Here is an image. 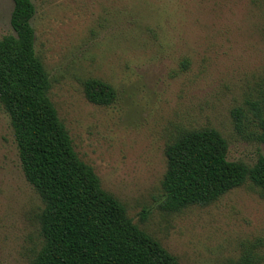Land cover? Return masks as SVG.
Here are the masks:
<instances>
[{"label":"rangeland","instance_id":"374dc122","mask_svg":"<svg viewBox=\"0 0 264 264\" xmlns=\"http://www.w3.org/2000/svg\"><path fill=\"white\" fill-rule=\"evenodd\" d=\"M32 2L49 98L103 189L181 264H239L248 253L264 264V196L252 182L208 206L160 208L165 149L181 131H218L228 160L250 167L264 154V0ZM13 6L0 0V38L15 34ZM89 79L110 84L116 101L89 102ZM43 208L0 105V264H32Z\"/></svg>","mask_w":264,"mask_h":264},{"label":"trees","instance_id":"16d2710c","mask_svg":"<svg viewBox=\"0 0 264 264\" xmlns=\"http://www.w3.org/2000/svg\"><path fill=\"white\" fill-rule=\"evenodd\" d=\"M12 1L15 34L0 38V105L10 118L23 174L44 204L43 246L32 264H181L128 217L126 207L79 158L49 98L50 78L36 54L35 6L32 0ZM84 90L96 105L117 99L116 90L98 79L87 80ZM257 118V139L264 144V112ZM228 150L214 129L181 131L165 149L160 208L174 213L208 206L247 181L264 196V154L250 167L229 161ZM258 263L251 253L239 260Z\"/></svg>","mask_w":264,"mask_h":264}]
</instances>
